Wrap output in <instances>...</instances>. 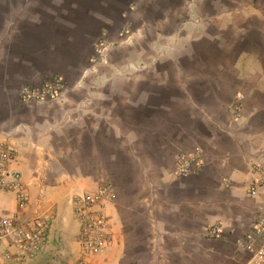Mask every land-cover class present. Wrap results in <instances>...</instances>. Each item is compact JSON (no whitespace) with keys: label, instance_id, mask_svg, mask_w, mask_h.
<instances>
[{"label":"crops","instance_id":"1","mask_svg":"<svg viewBox=\"0 0 264 264\" xmlns=\"http://www.w3.org/2000/svg\"><path fill=\"white\" fill-rule=\"evenodd\" d=\"M28 1L0 5V139L25 125L8 141L19 152L11 167L23 172L29 194L21 208L15 193L0 191V218L11 221L0 238V264H19L11 228L35 217H50L46 242H53L45 249L77 264L73 197L107 183L111 241L87 264L250 262L238 242L264 204V185L248 192L258 177L253 166L264 164V0H245L239 9L197 0L199 35L228 30L229 72L189 52L196 38L188 30L182 54H167L149 69L126 67L150 59L158 31L170 32L183 0ZM127 19L131 33L119 36ZM100 36L111 41V65L121 68L109 65L100 83L90 74L79 84ZM161 62L167 68L159 69ZM56 73L75 85L48 102L21 101L22 86ZM86 97L89 109L79 110ZM196 147L204 151L202 169L176 174V157ZM211 225L219 235H209Z\"/></svg>","mask_w":264,"mask_h":264},{"label":"rangeland","instance_id":"2","mask_svg":"<svg viewBox=\"0 0 264 264\" xmlns=\"http://www.w3.org/2000/svg\"><path fill=\"white\" fill-rule=\"evenodd\" d=\"M180 1L181 0H179V3H181ZM218 1L221 4H225L226 8L228 9H230V7L231 9L236 8V7H238L239 9L242 5L245 4V0H224V2H222L223 0H221V2L220 0ZM28 2H29L28 0L27 1L26 0H0V5L26 4ZM127 2H128V5H130V3L134 1L129 0ZM197 2H198L197 0H183L182 2L183 11L182 13L181 12L178 13V17L172 22L173 25L172 23L170 24V28H169L170 32H167L166 29H162V28L161 30L158 31L157 44H156L154 53L152 54L150 59L146 61L144 60L129 61L126 63L127 64L126 67L127 68L133 67L135 69H144V68L149 69L154 66L156 67L155 64L161 59H164L165 56H167V54H176V53L182 54L187 44L184 47L180 48L179 43L181 39L183 38L186 30H188V31H191L190 33L192 34V36L196 38V42L190 46L189 52L191 54L201 56V59L205 60L202 63L210 65V67H212L213 65L219 64L221 69H223L226 72H229V68L227 66H229V64H232L233 62L229 60V57H230L229 55L231 54L230 52L231 45H229L228 43L229 33L225 32L228 30L222 29L223 30L222 31L216 28V29H211L210 33L207 35L206 34L199 35L201 32V27L198 25L201 24L203 20H202V16H200L196 10V7H198ZM235 3H237L236 7L234 5ZM128 9H130V7H128ZM126 13L127 12L125 11L124 14ZM127 24H129L132 27L133 20H128L125 25ZM125 25H122L120 27V30L118 31L119 36L121 35L120 33L121 29ZM131 27H130L129 35L131 33ZM219 31H221L220 34H218ZM196 35L202 36L204 41L203 40L199 41L201 39L197 38ZM101 42L103 43L102 46H101ZM110 44H111V41L106 36L105 37L100 36L97 38L96 42L94 43V47H93L94 51L91 57L87 59V64L84 68L85 70L83 71V76L80 78L81 82L79 81L77 83L79 84L83 83L84 80L90 74H93L96 76L95 77L97 81L96 83L101 82L103 75H104V70H106V68L109 65H111V62L108 60V54L110 51V48L108 49V47ZM99 47L102 50L100 53L98 51ZM202 57H205V59ZM174 63H176V61H174ZM182 63L184 62H179L180 65H182ZM161 64H162L161 66H157L159 69L167 68L165 66V62H161ZM195 64L197 65L196 62ZM111 66H114L115 68L117 67L121 68L118 65H116V63L114 62L112 63ZM57 76H61L65 83L64 89L60 92L58 96L62 95L66 90L71 89L75 85L74 82L69 80V78L66 77L63 73H56L51 76H44L40 78L41 80H38L37 82L33 80L31 81V83H27V84H40L43 82L50 81L53 78H56ZM207 95H208L207 93L203 94V97L201 99H203ZM242 96L243 95L241 93L237 94V102L235 104L237 107V109L235 110L236 111L235 116H237V113L239 114L237 117L241 116V110L243 108V103L241 102ZM90 103H91L90 99H87L86 97L78 104V109L85 111L89 109ZM24 127H25L24 124L14 127L13 129L9 130L7 133H4V138L9 136L10 134H12V137H13L14 134H16L19 130H21ZM18 155H19V152L17 149V157ZM15 161L17 162V158ZM13 169L19 170L22 173V181L24 183L23 172L20 169L16 168L15 166H13ZM24 187L26 190L25 183H24ZM98 188L94 191H90V190L82 191L74 195L73 205H74L75 214H76L77 198L80 195L85 194V193L95 194ZM26 193H27V200L24 206H21L18 199L16 198L18 202V206L21 208L27 207L29 204V194L27 190H26ZM102 205L103 204L100 201L99 203H97L98 207H101ZM49 218L44 219L40 217H35L34 220H32V223L30 222L31 223L30 225L26 224V226H24L23 224L22 226L21 224L20 225L16 224L15 226H12L11 233L15 237V244L17 247L16 250L12 253L13 257H15L13 258L14 262L19 263V264H65L66 263L62 253L57 252L56 249H53V247L51 246L47 249H45L44 247L45 243L46 245H48L50 243L52 244L53 242V241L46 242L47 233L49 230Z\"/></svg>","mask_w":264,"mask_h":264},{"label":"built area","instance_id":"3","mask_svg":"<svg viewBox=\"0 0 264 264\" xmlns=\"http://www.w3.org/2000/svg\"><path fill=\"white\" fill-rule=\"evenodd\" d=\"M130 25L121 29V35L129 37ZM103 43L101 42V46ZM99 53L102 51L99 47ZM65 83L61 76L40 84H26L19 90V97L23 102H48L60 94ZM239 114L237 113V116ZM17 158V149L6 138L0 139V191L15 192L21 206L26 204L27 193L22 181V173L13 169L11 164ZM205 162L204 151L196 147L190 151L181 152L175 160L176 174H193L199 172ZM253 170L258 174L250 183L248 192L257 193L264 185V164H256ZM113 198L110 184L101 185L95 194H82L76 201V216L80 221L79 244L81 254L77 264H87L88 256L103 251L111 241L109 218L105 209V202ZM99 201L103 204L97 206ZM11 221L0 218V238L8 230ZM211 236L220 234V227H208ZM239 245L251 254V261L247 264H264V204L259 207L256 219L250 232L245 234Z\"/></svg>","mask_w":264,"mask_h":264}]
</instances>
